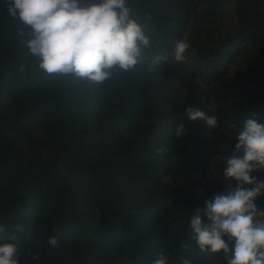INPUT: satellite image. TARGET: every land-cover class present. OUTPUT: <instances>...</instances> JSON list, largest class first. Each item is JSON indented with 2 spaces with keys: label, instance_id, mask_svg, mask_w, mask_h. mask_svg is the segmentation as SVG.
I'll list each match as a JSON object with an SVG mask.
<instances>
[{
  "label": "trees",
  "instance_id": "trees-1",
  "mask_svg": "<svg viewBox=\"0 0 264 264\" xmlns=\"http://www.w3.org/2000/svg\"><path fill=\"white\" fill-rule=\"evenodd\" d=\"M9 3L0 0V243L17 238L19 264H150L159 254L227 264L186 234L193 210L227 194L208 183L215 156L234 152L229 134L216 136L222 124L264 123V0H128L152 48L102 83L40 69ZM229 6L237 26L225 33ZM192 24L202 26L188 60L175 63ZM188 107L218 126L191 122ZM256 203L264 211V197Z\"/></svg>",
  "mask_w": 264,
  "mask_h": 264
},
{
  "label": "clouds",
  "instance_id": "clouds-1",
  "mask_svg": "<svg viewBox=\"0 0 264 264\" xmlns=\"http://www.w3.org/2000/svg\"><path fill=\"white\" fill-rule=\"evenodd\" d=\"M9 13L30 26L18 34L27 36L25 46L47 74H74L102 83L111 77V69H133L152 48L128 0H90L87 4L85 0H10ZM190 48L187 37L177 39L173 61L185 63ZM186 115L191 122L218 126L215 115L209 117L199 108L188 107ZM231 126L237 129L234 152L215 158L227 165V194H217L193 210L186 235L201 252L221 255L227 264H264V211L256 203L264 197V180L253 175L264 170V124L249 118L243 126ZM184 134L181 123L175 135ZM16 231L22 228L17 226ZM5 233L6 227L0 226V234ZM48 244L57 247V239H49ZM18 251L16 237L0 243V264H19ZM150 264H169V258L159 254ZM182 264L190 261L183 259Z\"/></svg>",
  "mask_w": 264,
  "mask_h": 264
},
{
  "label": "rangeland",
  "instance_id": "rangeland-1",
  "mask_svg": "<svg viewBox=\"0 0 264 264\" xmlns=\"http://www.w3.org/2000/svg\"><path fill=\"white\" fill-rule=\"evenodd\" d=\"M200 26H202V25H200V24L190 25L186 29L185 37H187V39H190L195 35L198 36L197 31L199 30ZM220 26L225 33L232 32L235 29V27L237 26V19L235 17L234 7L229 6L225 9L224 14H223V19L220 22ZM204 37H205V35L202 36V38H204ZM198 39L200 40V37H198ZM236 71H237L236 68H234V70H232V72H230L228 74L227 78H231V77L234 78L237 75ZM226 82H227L226 80H222L221 84L219 85V89L218 90L216 89V92L220 91V90L223 91L224 90L223 86L225 85ZM236 103L237 102H234V101L231 102V100L223 102L224 105H236ZM246 120L247 119H240L234 125L243 126V124ZM259 123H261V122H259ZM262 124H264V123H262ZM236 131H237V129L235 127L228 126V125H226V123H224V124H222V127L220 128V130L216 136L219 139V137L223 136V133L226 132V134L230 135L234 144H236L237 143V141L235 140ZM225 146H226L225 144L221 143L222 151H224L223 149L225 148ZM217 157H226L227 158V157H230V155H228L227 153H222V154L219 153L218 155L215 156V158H217ZM215 158L212 162L211 171H210V174L208 177V183H212L214 181H220L222 183V186L227 191L228 190L227 189V180L224 176V170L227 167V165L225 162H222L221 160H218ZM235 186H236V182H233V187H235ZM245 187L247 188L250 186L245 185ZM203 190H205V187L203 188Z\"/></svg>",
  "mask_w": 264,
  "mask_h": 264
}]
</instances>
